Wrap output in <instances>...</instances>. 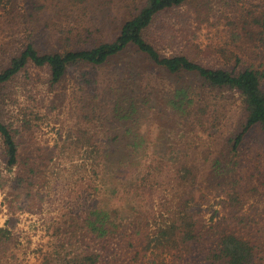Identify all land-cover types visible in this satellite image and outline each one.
I'll list each match as a JSON object with an SVG mask.
<instances>
[{
  "label": "rangeland",
  "instance_id": "obj_1",
  "mask_svg": "<svg viewBox=\"0 0 264 264\" xmlns=\"http://www.w3.org/2000/svg\"><path fill=\"white\" fill-rule=\"evenodd\" d=\"M144 1L89 2L84 21L95 13L102 19L100 14L106 11V7L112 12L111 17L107 15L104 22L100 21L102 32L91 34V38L113 39L120 23L130 17H125V14H135ZM55 4L53 0H0V64H5L11 54L27 43H33L42 53L62 52L75 45L76 12L64 10L63 14L58 13ZM194 5L198 6L197 9L188 4L159 16L148 32L147 39L162 55L185 51L193 55L191 51L195 50L199 54L196 56L198 61L215 68H233L235 56L241 58L238 69L251 63L260 64L263 46L249 12L261 13L259 10H263L264 0H201ZM59 9L66 7L60 5ZM198 13L202 22L197 19ZM88 34L84 31L80 38L85 39ZM193 45L196 49L192 48ZM138 59V55L127 52L103 66H75L57 84H52L47 68L29 65L10 84L5 98L6 121L21 127L19 143L22 157L35 164L43 157L46 166L39 165L45 182L36 192L38 204L34 208L29 207V197L28 200L15 196L8 184L1 186L0 180V229L7 230L10 244L5 256H0V264H80L78 258L83 251H97L99 248L89 240L81 226L84 215L94 207L95 201H98V207L108 211L117 225L116 235L118 231L145 226L144 214L149 209L148 205L138 206L123 190L115 189V182L112 184L108 180L106 184L101 181L103 185L98 181V190L94 191L89 182L93 183L97 178L87 156L79 153L89 150L93 140L100 147L115 145V139H112L126 130V123L138 132L139 121V129L152 141L165 137L169 151L174 150L176 154L175 157L173 152L169 154L170 165L177 164L175 160L181 157L201 173L208 164L206 162L218 152L217 145L221 144V139L214 143L206 133L188 130L171 119L159 118V100L170 89V79L164 73L149 70L147 63ZM184 79L191 85L197 83L186 75ZM138 89L156 97V102L152 101L150 106L146 103L148 114L142 117H138V112H126L130 101L127 99L131 95L138 99ZM223 97H213L214 102L216 98L213 107L220 108L217 125L224 127L222 134L225 135L237 123L239 102L236 96ZM124 115L132 116L123 119ZM86 116L91 120L87 121L89 117ZM24 120L30 123L27 124L31 125L30 128L21 126ZM78 138L85 143L75 144ZM258 140L259 137L257 140L254 137L248 139V150L244 149L241 161L245 163L246 157L251 161L261 158L263 146ZM2 153L0 136V176L9 179L13 177L14 170L6 169ZM125 180L123 183H127ZM206 183L201 178L199 184ZM203 188L208 199L203 205V213L209 220L214 210H220L219 198L212 196L217 191L215 188ZM255 207L257 209L251 208L250 211L261 214L254 216L264 227V205L260 202L259 208ZM154 215L149 227L161 220L157 214ZM120 238L116 236L113 242L114 252L103 255L109 264H133L131 255L119 246ZM178 255L182 254H161L155 260L165 264H185L184 257Z\"/></svg>",
  "mask_w": 264,
  "mask_h": 264
},
{
  "label": "trees",
  "instance_id": "obj_2",
  "mask_svg": "<svg viewBox=\"0 0 264 264\" xmlns=\"http://www.w3.org/2000/svg\"><path fill=\"white\" fill-rule=\"evenodd\" d=\"M91 1L53 0L57 3L54 7L57 6L58 13L63 14L64 10L76 12L73 29L77 33L76 42L71 48L62 52L42 53L33 43H27L11 54L5 64H0L2 158L6 169L14 170L13 177L9 179L0 176L1 186L6 187L8 184L15 196L23 199L29 197V207L34 208L38 204L36 192L45 182L43 171L39 169L41 164L46 166L43 157L36 164L23 158L19 143L21 127L6 121V90L17 76L29 65H34L47 68L52 84H57L75 66H103L114 58L133 52L138 55V60L147 63L149 70H157L170 79V89L159 100V118L171 119L175 123L179 122L183 128L206 133L214 143L216 139L222 141L219 140L221 144L217 145L218 152L206 162L208 164L201 173L193 164L182 161L181 157L175 160L177 164L170 165L169 154L173 152V157L176 154L174 150L169 151L167 139L161 136L152 141L139 129V121L138 132L126 123V130L112 139H115V145L100 147L93 140L89 150L80 151L81 156H87L97 178L93 183L89 182L94 191L98 190V181L101 185V181L105 184L106 180L112 184L115 182V189L123 190L138 206L149 207L144 214V227L118 231L116 235L117 225L108 211L98 207V201H95L94 207L84 215L81 226L89 240L99 248L97 251H83L78 258L80 264H109L103 253L114 252L116 236L121 237L122 244H118L131 255L133 264H165L156 261L155 257L169 253L176 256L182 254L178 256L184 257L185 264H263L264 227L254 216L258 213L250 209H257L256 205L259 208L260 202L264 205V7L259 10L261 13L249 12L253 26L259 32L257 38L263 46L259 56L262 61L259 65L251 63L238 69L241 58L235 56L236 63L230 69L201 63L197 60L199 54L195 50L191 51L193 55L187 51L162 55L147 39L148 32L159 16L188 4H193L194 9H197L194 3L201 0H145L135 14H125V17H130L120 23L117 34L109 41L91 38V34L102 32L100 21L104 22L107 15L112 16L110 8L106 7L104 13L99 11L102 19L95 13L84 21L83 15H86L87 4ZM60 5L66 9H59ZM200 15L198 13L197 19L202 22ZM84 31L89 34L82 39L80 34ZM192 48L196 49V46ZM184 75L195 79L197 83L189 84ZM216 95H223V98L236 96L239 102L237 123L225 135L222 134L224 127L217 125L220 108L213 107L216 102L213 97ZM127 101L126 112H138V117H142L148 114L146 103L150 106L152 101L156 102V97L155 94L150 95L146 90L138 89V99L131 95ZM131 116L124 115L122 118L130 119ZM86 117H89L87 121L91 120L90 116ZM20 124L27 128L31 126L25 120ZM252 137L256 140L259 137L263 154L260 159L252 161L246 157L244 163L241 155L244 149L248 150L246 145ZM82 142L85 143L78 138L74 143ZM56 149H53L55 154ZM201 178L207 183L199 184ZM123 180L127 183H123ZM203 186L215 188L217 191L212 196L219 198L220 210H214L209 220L203 213V205L208 202ZM154 214L161 220L149 227L151 217L155 218ZM7 234L6 229H0L2 257L10 249Z\"/></svg>",
  "mask_w": 264,
  "mask_h": 264
}]
</instances>
